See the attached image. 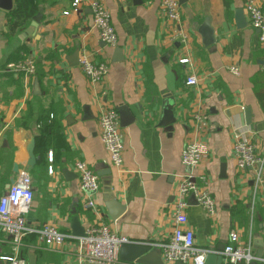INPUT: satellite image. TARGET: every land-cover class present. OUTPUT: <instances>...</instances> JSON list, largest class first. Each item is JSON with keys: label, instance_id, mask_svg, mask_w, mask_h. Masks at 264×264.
<instances>
[{"label": "crops", "instance_id": "obj_1", "mask_svg": "<svg viewBox=\"0 0 264 264\" xmlns=\"http://www.w3.org/2000/svg\"><path fill=\"white\" fill-rule=\"evenodd\" d=\"M102 1L117 33L115 46L101 40L86 1L76 13L71 12L72 0H32L39 7L38 25L26 33L29 23L13 36L6 27L8 11L0 8V197L27 170L34 191L30 226L52 223L79 237L74 219L82 231L102 220L161 255L156 244L166 241L175 226L178 175L185 170L182 151L187 142L201 139L210 151L196 172L208 178L215 214L195 201L187 206L196 246L220 253L218 247L225 248L230 232L236 231L241 241H251L256 256L260 249L264 254V165L262 184L254 193L253 170H240L233 154L234 132L239 130L264 156V45L247 19L248 0H186L180 4V26L162 15V0ZM259 2L264 9V0ZM241 8L244 27L236 20ZM180 27L188 36L186 43L174 38ZM77 51L78 58H73ZM84 52L108 63L103 81L92 84L81 70ZM184 56L190 58L188 64L179 62ZM27 59L35 63L29 80L10 67ZM231 66L239 68V75ZM192 73L197 86L186 84ZM248 107L250 124L244 112ZM104 108L118 110L120 125L125 118L121 172L100 137L98 115ZM198 111L207 121L201 128L194 118ZM50 119L52 127L45 132ZM33 139L37 161L29 167ZM77 160L87 162L99 176L95 200L101 218L86 208L74 168ZM63 168L72 175H64ZM10 253L11 244L0 228V257ZM21 254L27 261L33 256L36 264H89L80 261L71 238L61 247L47 248L30 235ZM0 264L7 262L0 258Z\"/></svg>", "mask_w": 264, "mask_h": 264}, {"label": "built area", "instance_id": "obj_2", "mask_svg": "<svg viewBox=\"0 0 264 264\" xmlns=\"http://www.w3.org/2000/svg\"><path fill=\"white\" fill-rule=\"evenodd\" d=\"M87 2L93 18L94 27L98 30L101 40L109 46L117 44V33L111 21V14L102 0H72L71 12H78L81 4ZM181 6L179 0H162L161 13L176 25H181ZM250 25L259 30L260 42L264 45V9L259 0H248L244 7ZM70 11H65L68 14ZM174 38L181 43L188 40L187 34L181 29H176ZM179 62L188 64L189 57H181ZM12 69L23 71L25 79L29 80L35 72V63L27 59L21 63L10 65ZM80 67L92 84L103 81L108 72L107 62L92 57L89 53L80 56ZM230 71L239 75L237 66H231ZM186 84L198 85V77L192 73L187 76ZM197 128L207 124L206 116L198 112L194 115ZM98 125L101 140L109 153L110 161L120 172L123 168L124 135L121 130L119 112L115 108H104L98 115ZM209 145L201 139L187 142L182 151V164L185 168L178 175L177 199L174 207L175 226L172 235L164 242L156 244L160 249L163 259L172 263L205 264L209 251L199 248L195 244L194 230L188 224L186 208L191 201L202 205L208 214H215V200L207 188L206 175L196 172L197 167L209 155ZM233 154L237 167L240 170L251 168L253 170L254 193L262 184L264 156L256 151V145L250 136L236 130L233 139ZM74 168L79 175V186L86 194V208L99 214L95 195L100 191V179L94 169L87 162L77 160ZM52 173V168L50 169ZM34 199L32 177L27 170L20 173L16 182L8 192L0 197V228L8 237L11 244V253L0 258L7 264H28L27 259L21 254L24 239L35 235L38 243L43 247H61L68 238L75 239V251L80 261L89 264H123L120 259V248L124 244H146L130 239L113 231L108 224L100 220L87 226L84 235L72 237L62 232L56 225L48 223L40 228H34L27 222V215ZM264 231V219L262 220ZM223 264H264L262 257L252 252L251 241L243 242L236 231L230 232L229 242L222 251Z\"/></svg>", "mask_w": 264, "mask_h": 264}, {"label": "water", "instance_id": "obj_3", "mask_svg": "<svg viewBox=\"0 0 264 264\" xmlns=\"http://www.w3.org/2000/svg\"><path fill=\"white\" fill-rule=\"evenodd\" d=\"M185 2L186 0H179L180 4H183ZM0 8L7 10V11L12 10L14 8V0H0ZM39 19H40L39 15L35 16L34 20L31 22V26L26 30V33L32 32V30L38 25ZM236 20H237V25L240 27H244L247 25V20L244 15V10L242 8L236 10ZM204 29H205V34H207L206 38L208 42H212L213 41L212 36L206 31L207 30L206 25ZM78 52L79 51L75 53L73 58L74 57L78 58ZM75 63H76V59H75ZM35 87H38L37 83L35 84ZM244 112H245L246 123L250 124L251 123V109L248 107L244 110ZM168 116L169 114H166L164 118H166L167 120ZM126 117L129 119L130 116L127 115ZM124 119H125L124 117L121 118L122 126L125 125ZM34 150H35V139L32 140V142L30 143L28 147L29 159L26 164L29 167H34L37 161V157L35 155ZM62 172L67 177L72 175V172H70L67 168H63ZM11 181L13 184L14 179H12ZM73 226H74V233L76 235H80V236L84 235V230L82 231V229L78 227L77 219H74ZM223 250H224V247H218L217 251H219L220 253H213V252L208 253L205 264H223V255H222ZM262 255H263V249H260L258 251L257 256L262 257ZM120 259L130 264H164V261L162 260V256L160 255V253L157 250L153 249V247L148 244H124L122 245L120 248ZM28 264H36V260L33 256L29 257ZM252 264H257V262H253Z\"/></svg>", "mask_w": 264, "mask_h": 264}, {"label": "trees", "instance_id": "obj_4", "mask_svg": "<svg viewBox=\"0 0 264 264\" xmlns=\"http://www.w3.org/2000/svg\"><path fill=\"white\" fill-rule=\"evenodd\" d=\"M15 7L7 12V30L8 35H15L20 29L25 28L35 16L39 13V7L37 2L33 3L32 0H14ZM24 47H21L17 52ZM16 52V53H17ZM20 81V79H19ZM52 120H46L44 123L43 131H48L49 127H52ZM25 257V256H24Z\"/></svg>", "mask_w": 264, "mask_h": 264}]
</instances>
